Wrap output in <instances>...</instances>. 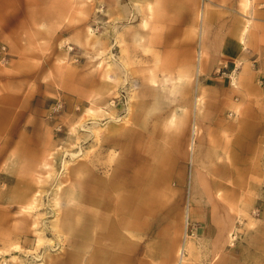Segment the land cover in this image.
Instances as JSON below:
<instances>
[{"label":"rangeland","instance_id":"rangeland-1","mask_svg":"<svg viewBox=\"0 0 264 264\" xmlns=\"http://www.w3.org/2000/svg\"><path fill=\"white\" fill-rule=\"evenodd\" d=\"M5 2L0 264H105L104 239L92 241L103 212L81 203L98 202L113 172L115 263L163 224L145 264H177L184 240L188 264H264V65L247 52L264 45V0ZM209 43L236 62L200 73Z\"/></svg>","mask_w":264,"mask_h":264},{"label":"crops","instance_id":"crops-1","mask_svg":"<svg viewBox=\"0 0 264 264\" xmlns=\"http://www.w3.org/2000/svg\"><path fill=\"white\" fill-rule=\"evenodd\" d=\"M7 5H9V3H6L5 0H0V11L4 10L3 14H2V17L0 16V26H3L4 24H6L7 19H5V17L10 16L9 12L4 13L5 11H7V9H6L8 7ZM3 7H6V8H3ZM263 12H264V10H263ZM262 14H264V13H262ZM245 26H248V23H246L244 25V27ZM242 30H243V28H242ZM242 30H241V33L239 32L240 35H238V37H239V42L241 44H243V47L245 48V46H244L245 45V32L242 33L243 32ZM242 36H244L243 41H242ZM208 48H209L208 59H206V55H205V58L202 57L203 49H202V47L200 48V51H201L200 53H201V58H202V60H201L202 63H201V66H200L201 68L199 69L200 73H201V70H204L203 72H205V73L213 72L215 70V68H217V66L222 61H226V65L227 64L232 65V63L236 62V60H237V59L232 57L231 53H229L228 51H226V49H224L222 47L220 48V51H219L217 46L213 45L212 43H209ZM247 52H249V56L251 58L255 57L257 59H260L261 63L264 65V45H260L257 48H255V47L247 48ZM242 68H245L244 64L242 65ZM225 80H227V79H225ZM227 82H228V80H227ZM209 85H210L209 83H203V87H208ZM201 87L199 86V90L201 89ZM238 97H239V95H238ZM197 98H199V96ZM196 104H197V102H196ZM232 110H233L232 112H235L236 115H237V110H235V109H232ZM230 127L233 128L232 126H230ZM225 128H227V127H225ZM159 209H161V207L157 206V210H156V213H155L156 216H160L162 214V212H160ZM177 209L178 210L175 211V213L177 215L176 216L177 217V224H175V226L178 225V227H179V225H180L179 224V219L181 218L180 205L177 206ZM113 216L114 215L112 213H110L109 224H110V228L112 230V247L110 246L108 248V246H107V251H106L107 255L106 256H108V257L111 256V257H109V258L112 259L111 261H113L111 263L118 264V263H115L116 262V257L121 255V253H119V250L117 251V249H116L117 243H116V238H115V226L112 225ZM134 217H135V215H134ZM166 217L167 216H165L164 218H166ZM142 218H143V214L141 216V219ZM139 224H137L138 227L136 226V228H138L141 231L142 226L140 224V227H139ZM166 232H168L167 227H165L163 224H159L155 228V235L150 238L149 245L147 247H145L144 240H142V239L133 240L130 248H124L123 249L124 252L122 253V256L124 255L125 257H128V259L124 258L123 262L120 263V264H123V263H125V264H145V260H146L145 257H144L145 253L158 255L159 252H160V248L165 246V242H164V237L165 236L164 235H165ZM140 233H141V236H142L143 232L141 231ZM171 239H173V242H175V243L180 241L179 228H176V230L173 231ZM135 245H139L138 246L139 247L138 248V252L136 254L132 250V248ZM100 248H102V247H100ZM93 249L98 250L96 247L93 248ZM136 250H137V247H136ZM191 250L192 249L189 248L188 252L186 251L187 259H186V261L183 262V264H188V258H189V254H190ZM177 264H179V260H178Z\"/></svg>","mask_w":264,"mask_h":264},{"label":"bare ground","instance_id":"bare-ground-1","mask_svg":"<svg viewBox=\"0 0 264 264\" xmlns=\"http://www.w3.org/2000/svg\"><path fill=\"white\" fill-rule=\"evenodd\" d=\"M245 1V0H244ZM245 7V5H244ZM123 8V7H122ZM246 8V7H245ZM202 22V21H201ZM205 28V27H204ZM247 29V26H245L243 28V32H245V30ZM244 39V36H242V41ZM201 52V51H200ZM200 55V56H199ZM199 58H198V70L201 68V63H202V58H201V53L198 54ZM197 56V57H198ZM204 58V57H203ZM240 64V63H239ZM235 69V68H234ZM238 69V68H237ZM236 69V70H237ZM235 74V73H234ZM241 75V74H240ZM234 76V75H233ZM239 77V76H238ZM199 99V98H197ZM196 128H198L196 126ZM194 127V130H193V138L195 139V136H196V129ZM198 131V130H197ZM115 172L111 173L107 179H99L100 183H102L104 185V187H102V192L98 195L99 197V201L96 202L95 200L93 199H90V198H84V201L81 203L82 206L81 208H84L83 205H89V204H93V205H96L103 213V225H102V229H99L97 226L95 227V230L93 228V233H94V237L92 239V241L94 240V242L96 243L99 239H104L103 243H106V246H108V248L111 246L112 247V230L110 228V224H109V219H110V213H113L111 212L112 208H111V204H112V195L110 193V191L112 192L111 189V182H112V185L115 184V180H113L115 178ZM133 180L135 181L136 185H137V188L136 190H134L133 192H131L128 197H129V200H130V203L132 204H135L134 208H133V213L135 215V218L136 219H141V216L143 214V203L146 201V198H145V195H146V189L144 188V184H142V178L140 176H136L135 178H133ZM82 183V182H81ZM140 183V184H139ZM142 186V187H141ZM81 189V188H80ZM106 189V190H105ZM152 189V188H151ZM77 190V189H76ZM79 191V190H78ZM91 191V190H90ZM156 191V190H154ZM73 192V191H72ZM96 193V192H95ZM77 195V194H76ZM69 196H71V198L73 199L74 198V195L73 194H70ZM68 196V197H69ZM78 196V195H77ZM76 196V197H77ZM156 196V195H155ZM78 199V197H77ZM86 199V200H85ZM126 201H128V198L127 196L125 197ZM70 210V209H69ZM78 215L80 213V210H78ZM125 213V212H123ZM101 214V215H102ZM81 218V216H78ZM86 223L88 224V222L94 224L96 218H94L92 215L88 216L86 219ZM60 223V222H59ZM102 223V222H101ZM139 224V223H138ZM57 225V224H56ZM62 225H64L62 223ZM82 227V226H81ZM139 227H140V224H139ZM87 228V227H85ZM95 231V232H94ZM95 238V239H94ZM94 242L92 243V245L94 246ZM91 243L87 244L88 246L90 245ZM139 245H135L132 250L134 251V253L136 254L138 252V247ZM136 247H137V250H136ZM94 248V247H93ZM92 248V249H93ZM190 248L189 246V242L184 240L180 246V250H179V264H183V262L185 261L187 255H186V251H188V249ZM82 253V252H81ZM133 253V254H134ZM89 254V253H88ZM109 255V254H108ZM67 256V255H66ZM69 256V255H68ZM67 256V257H68ZM111 257V256H109ZM108 256H105V258L103 257L104 259V262L105 264H113L111 262L112 259L109 258ZM78 258V257H77ZM79 260V259H78ZM86 263L87 264H90V261L89 259L87 258L86 259ZM82 261V260H81ZM94 261V259H93ZM101 262L103 260H100ZM79 263V262H78ZM94 264V263H93ZM125 264V263H123Z\"/></svg>","mask_w":264,"mask_h":264},{"label":"built area","instance_id":"built-area-1","mask_svg":"<svg viewBox=\"0 0 264 264\" xmlns=\"http://www.w3.org/2000/svg\"><path fill=\"white\" fill-rule=\"evenodd\" d=\"M8 57H9V51L7 49L6 44L0 43V59L3 61H7ZM224 74H227V73H224Z\"/></svg>","mask_w":264,"mask_h":264}]
</instances>
